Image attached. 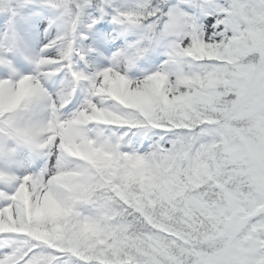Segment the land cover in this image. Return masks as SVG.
I'll list each match as a JSON object with an SVG mask.
<instances>
[{
    "label": "snow or ice",
    "instance_id": "snow-or-ice-1",
    "mask_svg": "<svg viewBox=\"0 0 264 264\" xmlns=\"http://www.w3.org/2000/svg\"><path fill=\"white\" fill-rule=\"evenodd\" d=\"M53 6L67 33L0 78V264H264V0L120 13L168 45L136 80L139 42L56 79L84 5Z\"/></svg>",
    "mask_w": 264,
    "mask_h": 264
},
{
    "label": "rangeland",
    "instance_id": "rangeland-1",
    "mask_svg": "<svg viewBox=\"0 0 264 264\" xmlns=\"http://www.w3.org/2000/svg\"><path fill=\"white\" fill-rule=\"evenodd\" d=\"M82 17L84 18V15ZM67 23L68 21L64 17L52 20L43 14H35V16L24 20L14 19L2 31L3 45L0 48V56L6 58L11 67L0 64V78H8L12 74V70L25 75L32 74L35 66L33 58L42 54V50L46 49L51 42L64 35L67 30ZM97 26L96 24L95 27ZM130 31L131 28L127 24L124 27L123 25L111 24L105 31H99L98 28L92 29L91 33L97 36V41L94 44L95 48L90 50L86 46L87 39L76 38L75 34H71L72 47L74 49L76 44L79 53L73 52L70 58L71 67L57 70L55 78L64 79L67 77L71 79L72 72L77 69V65L85 67L88 72L99 71L112 66L118 54L124 52L129 37L132 36ZM119 42L124 46L122 49L118 48L121 46L118 44ZM61 43L63 44L64 41ZM119 66L126 68L128 74V66L123 61L120 62ZM158 70L159 68L156 67L145 73L138 72L134 77L128 74V77L136 80Z\"/></svg>",
    "mask_w": 264,
    "mask_h": 264
},
{
    "label": "trees",
    "instance_id": "trees-1",
    "mask_svg": "<svg viewBox=\"0 0 264 264\" xmlns=\"http://www.w3.org/2000/svg\"><path fill=\"white\" fill-rule=\"evenodd\" d=\"M55 3L56 0H0V37L3 27L10 23L13 16L24 18L26 15L34 12L44 11L51 18L56 19V17L64 16L69 19L64 9L53 6ZM144 3L145 0H83L84 6L82 7V11L78 14L79 19L74 32L79 36L86 37L88 39V46L90 47L93 45L92 42L95 41L96 38L90 33L92 27L81 22V13L95 20H100V18L104 16L108 20L113 19L121 23L122 21L119 19L120 13L140 12ZM136 27L137 29L126 51L130 50L132 45L139 42L140 47L143 49V53L135 60L134 64L130 66V74L134 76L136 68L142 71L151 69L155 67V65H159L161 69L164 68L168 61V45L161 37L150 40L148 38L149 32L147 29L143 26ZM1 41L0 38V46ZM132 70L134 72H132ZM78 71L85 73L83 68H80Z\"/></svg>",
    "mask_w": 264,
    "mask_h": 264
}]
</instances>
